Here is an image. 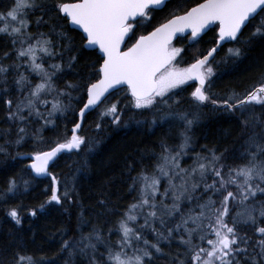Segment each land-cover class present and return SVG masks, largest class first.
<instances>
[{
	"label": "snow or ice",
	"instance_id": "obj_1",
	"mask_svg": "<svg viewBox=\"0 0 264 264\" xmlns=\"http://www.w3.org/2000/svg\"><path fill=\"white\" fill-rule=\"evenodd\" d=\"M163 3L164 0H74L71 3L52 0V3L47 5L42 0H11V3L0 11V34L10 37L13 45L19 44L15 53L17 58L22 63L30 64L32 70L42 77L39 83L29 87L28 92L24 93L28 78L25 74L18 73L14 84L19 95L13 100L8 85L10 66L0 63V103L7 106L8 122L17 127L15 143L19 144L27 134L24 124L33 112L40 114L37 105L48 103L47 99H41L44 93L53 89L64 93L67 88L78 87L69 81L67 88H56L53 77L55 70H60L62 65L52 64L50 67L54 71L49 72L43 63H37L40 53L54 56L55 50L47 34H33L30 31V12L40 10L38 25L49 12L60 19L70 20L73 25H78L83 30V43L88 47L98 46L103 54L98 57L103 61L99 64V79L86 84L87 103L79 110L82 118L85 110L96 105L109 88L122 84L128 86L135 108L148 109L163 104L171 109L172 96H175L177 106L181 101L179 93L171 90L195 77L199 84L191 92V97L197 107L209 100L214 105H223L226 110L239 113L241 126L250 130L244 139L242 162L227 164L225 153L213 148L210 150V158L198 154L193 167L179 169L184 176L181 177V184L176 185L171 178L174 173L166 165L172 164L179 168V164L176 155L169 151L166 140L162 139L161 157L164 163H157L155 168L159 170V175L170 177L172 203L165 202L169 194L168 188L163 192V199L157 197L160 192L159 176L155 172L150 174L146 169L141 170L132 177V187L135 188L137 183L140 185V198L131 204L125 216L118 220V239L113 242L110 235L105 239L102 229H93L92 232L81 235L78 241L64 240L61 251L77 248L89 256V264H153L157 255L164 251L161 241L167 240L171 244L175 239L179 244L171 264H264V111L257 114L254 110L256 105L264 110V76L251 90L234 93L223 99H214L205 85L214 72L209 57L217 50L216 47L187 68L177 70L174 66L168 67L181 51L171 46L172 37L185 29H191L192 37H196L207 26L216 24L219 41H238L243 29L251 24L252 31L245 43L256 36L264 37V17L254 24L251 23L256 20L258 10L259 13H264V0H201L181 14L173 15L166 23L147 35L139 36L131 47L122 51L121 44L138 23L137 18L150 16L153 6ZM229 52L234 57L243 54L240 47L230 48ZM8 56L9 53L5 52L4 57ZM25 57L27 59H24ZM71 59L75 60L76 57ZM19 66L16 65L17 68ZM62 110L60 101L55 100L49 116ZM118 111L117 105L113 103L105 108L101 115L111 114L112 122L118 125L122 119L121 115L117 114ZM157 111L161 113V120L166 116L179 115L185 122V140L180 145L181 148L185 147L189 139L187 131L195 117L190 118L189 114L183 111ZM156 120L157 117L153 116V124ZM45 123L53 121L46 119ZM80 127V123L74 124L71 138L57 142L55 147L48 151L38 150L31 153L34 157L31 160V168L35 173H47L49 161L62 149L81 147L85 137L77 134L76 129ZM96 127H101V124ZM10 132L11 128L0 129V133L5 135ZM3 150L0 148V151ZM52 179L53 186L48 201L61 204L62 199L69 196L68 190H65L62 197L56 176L53 175ZM15 185V178L10 179L6 191L12 192ZM201 185L206 199L204 195L199 196L200 202L185 210L181 201H192L193 194L200 192ZM258 195L262 198L258 199ZM214 196L221 197L218 204ZM40 207L43 208L44 205ZM233 207H236L235 213L232 211ZM31 212L33 216L36 215L35 209ZM138 214L144 215V224L133 227L130 221H136ZM177 214L179 219L169 226V218L174 219ZM7 215L16 224L22 223L19 207L8 208ZM157 220L160 227H157ZM248 227L259 234L251 254L249 241L252 238L243 232ZM146 228H151L156 233L154 239L147 238L144 232ZM109 232L111 233V229ZM101 244L104 245L105 252L101 253V258L98 259L97 252ZM128 249H131V252L127 251ZM0 264H3V261H0ZM10 264H44V261L32 253L17 250Z\"/></svg>",
	"mask_w": 264,
	"mask_h": 264
},
{
	"label": "trees",
	"instance_id": "obj_2",
	"mask_svg": "<svg viewBox=\"0 0 264 264\" xmlns=\"http://www.w3.org/2000/svg\"><path fill=\"white\" fill-rule=\"evenodd\" d=\"M42 2L50 5L52 0ZM198 2L201 0H169L162 9L153 10L150 16L138 20L133 31L129 33L125 47L131 46L139 36L150 33L173 15ZM10 3L11 0H0V11ZM40 15V10L29 13L30 31L33 34H47L52 40L55 55L40 53L37 63H43L48 70H51L48 68L49 64L62 65L53 77L56 88H67L69 81L78 87L67 88V91L62 93L67 109L70 107L65 114L58 112L52 117H44L41 114V117L37 118L31 115L24 124L27 134L19 144L15 143L17 127L8 122L7 106L0 103V129L11 128L7 135L0 133V148L4 149L0 151V261L10 264L13 254L22 250L40 258L44 264H89V256L77 248L61 251L63 241H78L81 235L88 234L93 229H102L105 239H108L109 235L113 242L118 239V220L125 216L129 206L140 197V185L137 183L133 188L132 177L145 169L150 174L156 173L153 169L162 159L161 140H166L169 151L173 150L171 147L178 142L177 133L183 128L178 123L179 115L166 116L161 120V113L157 109L173 113L183 111L187 112L189 117H195L189 132L194 148L201 149V153L206 155H210L213 148L224 152L227 164L242 162L244 139L250 130L241 126L239 113L226 110L223 105H214L209 100L197 107L191 97L195 87L192 83L172 91L179 93L181 101L177 106L175 96H172L171 109L167 105L159 104L155 108L138 110L128 91L121 89L113 93L98 109L84 117L77 131L78 135L85 137L81 147L59 155L50 165L45 177L34 178L27 169L30 160L21 156L31 155L38 150L47 151L57 142L71 138L72 128L77 123L76 113L84 103L86 84L98 79L99 64L102 62L95 51L84 49L82 36L69 29L66 20L49 12L38 25L37 17ZM261 17H264V13H259L251 23H256ZM251 31L249 24L243 29L238 41L224 45L209 61L214 72L205 86L214 99L244 93L261 82L264 76V37L256 36L245 43ZM217 38L216 29L210 28L196 41L186 42L188 37L179 38L172 46L181 49L179 53L181 58L185 59V62L181 63L186 66L213 48ZM234 47H240L243 54L234 57L229 52V49ZM18 48L19 44L13 45L10 37L0 34V63L10 66L8 85L13 100L19 95L14 84L18 73H23L28 78L24 93L41 80L39 73L33 71L30 64L22 63L17 58L15 53ZM5 52L9 53L8 57H4ZM73 56L76 57L75 60L71 59ZM17 64L20 65L19 68L16 67ZM55 92L58 93L56 90ZM113 103L119 110L117 114L122 117L118 125L112 122L111 114L101 115L103 110ZM254 110L257 114L264 111L259 105H256ZM153 116L157 117L155 124L152 122ZM173 118L177 121L172 120ZM46 119L53 121L51 126L45 123ZM97 124H101V127L97 128ZM34 139L40 142L33 144ZM53 175L57 178V187L62 197L66 189L69 193L68 197L62 199L61 204L48 201L53 186ZM12 178L16 181L15 188L12 192H7L9 180ZM199 196V193H195L192 201H181L184 209L200 202ZM204 198L206 199V195ZM257 198L262 197L258 195ZM214 199L218 204L221 197L214 196ZM41 205L44 207L41 208ZM13 206L19 207L21 224H16L7 215V209ZM32 209L36 210L34 216ZM196 210L199 211L198 208ZM232 211L235 213L236 207H233ZM178 219L179 214L174 219L169 218V226ZM139 224L143 225L144 220ZM157 227H160L159 220ZM144 232L150 240L156 237L151 228L144 229ZM243 232L252 238L249 241L251 254L259 234L251 227L245 228ZM178 244L179 241L175 239L171 244L162 240L161 247L164 251L157 255L153 264H171ZM104 252L105 247L101 244L97 258L100 259L101 253ZM103 258L106 259V256Z\"/></svg>",
	"mask_w": 264,
	"mask_h": 264
},
{
	"label": "rangeland",
	"instance_id": "obj_3",
	"mask_svg": "<svg viewBox=\"0 0 264 264\" xmlns=\"http://www.w3.org/2000/svg\"><path fill=\"white\" fill-rule=\"evenodd\" d=\"M189 41H192L190 38L186 40V42H189ZM194 54H197V53H194ZM193 54V55H194ZM46 55V54H45ZM195 56V55H194ZM45 57V56H44ZM41 58V57H40ZM194 60V59H193ZM191 61V60H190ZM189 61V62H190ZM181 62H185V59L184 58H181V55L180 53H178L175 57V59L173 60V63L171 66L169 67H172L174 66L175 69L177 70H180V69H184V68H187L189 64H187L186 66H182V63ZM49 64V63H48ZM52 65V64H51ZM50 64L48 65V68L51 69V70H48L47 67L45 66V68L51 72L53 69L50 67L51 66ZM54 71V70H53ZM56 72V70H55ZM39 77L40 79H42L41 75L39 74ZM41 81V80H40ZM39 83V82H38ZM191 83V80H187L185 81L183 84L179 85L178 88L181 89V87H184V86H187ZM177 88V89H178ZM174 89L171 90V92L173 91ZM176 90V89H175ZM169 95H171V93H169ZM41 99H47L48 103L47 104H38L37 107H39L40 109V114H36L35 112H33L32 114V117L34 118L36 116V118L38 116H43L46 117V115L49 116V111L52 109V106H53V101L55 100H58L60 101L61 105L63 106V110L62 111H55L52 113L51 117L60 112L59 114H65V112H67L69 110V108L67 109V105L65 103V101H63V94L62 93H56L55 90H51L49 92H46L44 93L42 96H41ZM159 99V98H158ZM134 101V100H133ZM171 101V100H170ZM41 105V106H40ZM161 106H165L163 104H160ZM41 107H44L46 110H44L43 108ZM150 109V108H148ZM138 110H141V109H138ZM26 114L27 115V110H25ZM40 116V117H41ZM50 117V116H49ZM190 118H192L190 116ZM174 120V118L172 119ZM174 121H177L176 119ZM179 125H182L183 128H182V131L178 132L177 133V137H178V142L175 144L174 147H171V148H174L173 150H171L170 152L172 154H175L176 155V160L178 161V164H179V168H177L175 165H172V164H168L166 165V167L168 169H170V171L172 173H174V176H172V180H173V183L176 184V185H180L181 184V177L184 176V173L181 172L179 169H190L191 167L194 166V162L197 161L198 159V154L200 156H208L210 157V155H206V153H201V149L199 148H194V145H193V142H192V139L189 135V132L190 130L192 129V125L188 128V131H187V136H188V142L186 144L185 147L181 148L180 145L184 143V140H185V136H184V128H185V122L179 118ZM195 122V121H194ZM48 126H51V123H48ZM26 136V135H25ZM24 136V138H25ZM37 142H40L39 140H36L34 139L33 140V144H36ZM76 150V149H75ZM31 156L30 155H23L21 156V158H24V159H28V160H32V159H29ZM160 163H164L163 159H161L159 161ZM202 162V161H201ZM154 171L156 170V174L159 176V179H160V192L157 193V197L158 199H163V192L166 188L169 189V194H168V198L167 200L165 201L166 203L168 204H171L172 203V189L171 187L169 186V180H170V177L169 176H163V175H159V170L156 169L154 167L153 169ZM197 179H199V176L197 175ZM195 194V193H194ZM200 195H204V192H203V186L201 185V190L199 192ZM140 198V197H139ZM183 201V200H182ZM137 212H139V210H137ZM144 218H143V215L142 214H138L137 215V220L136 221H130V224L131 226L133 227H138L139 225H142V224H139L141 221H143ZM127 251L131 252V249H128ZM159 255V254H158ZM154 263V262H153Z\"/></svg>",
	"mask_w": 264,
	"mask_h": 264
},
{
	"label": "water",
	"instance_id": "obj_4",
	"mask_svg": "<svg viewBox=\"0 0 264 264\" xmlns=\"http://www.w3.org/2000/svg\"><path fill=\"white\" fill-rule=\"evenodd\" d=\"M167 1H168V0H164V3H163V4H161V5H157V6H153L152 10H160V9L164 6V4H165ZM258 13H259V10H258ZM139 18H141V17H138L137 20H138ZM66 21H67V23H68V27H69V29H72V30L77 31L81 36L83 35V30H82L78 25H73V24L71 23L70 20H66ZM212 25H213V24H212ZM212 25L207 26L203 31H201L196 37H193V38H197L198 36H200L201 34H203V32H205V31H206L209 27H211ZM151 32H152V31H151ZM190 33H191V29H185L184 32H177V33L172 37L171 44H172L177 38L187 36V35L190 34ZM218 35H219V31H218ZM127 37H128V36L125 37L124 42L121 44V50H122V51H123V50H126V49H124V47H125V43H126ZM137 39H138V38H137ZM218 41H219V39L217 40V43H216V45H215V47H216L217 50L212 54L211 57H209V60L214 56V54H215V53H216V52H217V51H218V50H219L224 44L229 43V42H232V41H234V40H228V39H226V40H224V41H219V42H218ZM134 43H135V42H134ZM130 47H131V46H130ZM84 48H85L86 50H88V51H95L99 57L103 55V54L100 52L98 46L88 47V46H86V45L84 44ZM102 62H103V61H102ZM191 80L196 84V86L199 84V80H197L195 77L191 78ZM120 89H127V90H128V86H127L126 84H122V85H115V86H113L112 88H109V89L104 93V95L101 96L100 100L97 102L96 105H92V106H90L88 109L85 110V115H84V117H85L88 113L95 111V110H96V109H97V108H98V107L104 102V100H105L106 98H108L111 94L115 93L116 91H118V90H120ZM128 92H129V94H130V96H131V93H130L129 90H128ZM131 97H132V96H131ZM133 100H134V99H133ZM85 103H87V89H86V92H85L84 104H85ZM84 104L81 105V108L84 106ZM77 117H78V122H77V123H80V124H81V123L83 122L84 117H83V118L81 117V115H80V111H78V113H77ZM77 131H78V129H76V132H77ZM72 132H73V128H72ZM73 149H75V148H73ZM73 149H62L60 152H58L57 155H56L55 157H53V158L49 161L48 168L50 167V165L54 162V160H55L59 155L65 153V152H70V151H72ZM31 159H34V157H31ZM28 169L31 171L32 175H33L35 178H42V177H44V176L46 175V173H45V174H37V173H35V171L31 168V163H30Z\"/></svg>",
	"mask_w": 264,
	"mask_h": 264
},
{
	"label": "bare ground",
	"instance_id": "obj_5",
	"mask_svg": "<svg viewBox=\"0 0 264 264\" xmlns=\"http://www.w3.org/2000/svg\"><path fill=\"white\" fill-rule=\"evenodd\" d=\"M217 36H219V35H218V32H217ZM215 45H216V43H215ZM214 47H215V46H214ZM211 49H212V48H211ZM211 49H210V50H211ZM210 50H209V51H210ZM209 51H208V52H209ZM208 52H207V53H208ZM207 53H206L205 55H207ZM98 73H99V71H98ZM98 79H99V76H98ZM204 103H205V102H204ZM83 104H84V103H83ZM79 110H80V109H79ZM79 110H78V111H79ZM78 111H77V113H78ZM77 113H76V116H77ZM77 122H78V117H77ZM55 160H56V159H55ZM55 160H54V161H55ZM30 163H31V160H30V162L28 163L27 169H28ZM28 170H29V169H28ZM29 171H30V170H29ZM30 173H31V171H30ZM31 174H32V173H31ZM46 175H47V173H46ZM46 175H45V176H46ZM32 176H33V175H32ZM45 176H44V177H45ZM33 177H34V176H33ZM42 178H43V177H42Z\"/></svg>",
	"mask_w": 264,
	"mask_h": 264
},
{
	"label": "flooded vegetation",
	"instance_id": "obj_6",
	"mask_svg": "<svg viewBox=\"0 0 264 264\" xmlns=\"http://www.w3.org/2000/svg\"><path fill=\"white\" fill-rule=\"evenodd\" d=\"M192 6H194V4H193V5H190V6H188V7H186V8L183 9L181 12H179V14H181L183 11L187 10L188 8H190V7H192ZM179 14H177V15H179Z\"/></svg>",
	"mask_w": 264,
	"mask_h": 264
}]
</instances>
